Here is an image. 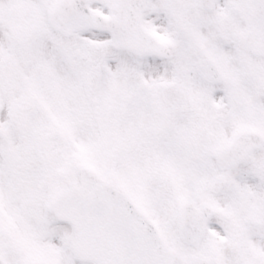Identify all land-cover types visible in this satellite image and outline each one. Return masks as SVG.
Segmentation results:
<instances>
[{
    "label": "rangeland",
    "instance_id": "obj_1",
    "mask_svg": "<svg viewBox=\"0 0 264 264\" xmlns=\"http://www.w3.org/2000/svg\"><path fill=\"white\" fill-rule=\"evenodd\" d=\"M53 2L54 0H0V52L5 51L1 54L4 57L0 58V127L13 119L16 120L18 116V110L14 104L18 100L19 66L22 60H18V51L15 52L13 46L15 43L10 41L19 40L20 37L21 40L35 39L37 43L47 42V38H51V36L40 24L41 17L37 16H41V12L46 13ZM201 13L207 14L204 11ZM31 15L32 18H30ZM209 15L205 18H208ZM109 39L110 35L106 32L85 30L66 38V41L76 42L78 45L89 43L92 47L95 45L105 46L104 50L108 52L104 54L106 62L103 63V70L105 73H148L144 77L148 78L150 82L151 80L157 82L153 88L166 85L172 87L175 84L176 76L182 77L184 114L194 113L189 110V106L194 104L191 100L192 92L189 93L193 88L194 70L192 60L186 58V56H190L188 51L180 52L179 57L174 61L165 62L148 59L136 62L122 57L115 59L119 54L112 49ZM33 52L37 57L35 49ZM123 54L121 53V55ZM36 57L26 63H28V73L34 75L38 80L45 69L46 62L38 61ZM56 65V63L51 64V71H54ZM89 66L90 64L86 63H71L69 73L72 83L75 82L80 72H87ZM101 88L94 98L88 101V106L83 109L84 115L81 114L83 113L81 111L72 113L69 137L64 136L65 130L60 127V123L63 125L67 119L66 111L63 107H57L56 103L53 105L55 113L50 114L49 121L47 120L45 123L46 127H41L40 167L35 159H33L34 163L29 159V157L32 158V150L37 151V148L34 147L36 141L31 133L23 132V126L7 125L6 130L7 134L9 133L11 145L8 144L5 133L3 134L5 139L0 138V153L12 152V157L5 160V167L0 165V210L5 206L19 210L21 213L24 212L21 207L28 209L26 207L27 189L25 184H21V179L24 176L23 183L28 181L29 174L34 169L40 173V190L38 189L33 197L36 202V214L32 215L26 211L24 213V219L29 220L27 224L29 234L25 235L23 239L33 250L32 253L29 252V260L34 264H78L75 230L66 224L57 222L52 210V199L71 181L79 180L76 170L77 163L88 161L97 165L104 176L114 178L118 182L130 180L132 183V179H134L135 187L139 188L130 190V193L147 207L157 223L165 228L172 227L173 231H175V225L171 219L176 215L178 203L184 199L189 198L197 203L209 201L216 205L218 214L209 220L200 249L207 254L216 255L222 264H264V220L255 216L256 221L252 225L244 223L243 219L254 207L255 199H241L235 188L239 183L245 184L244 181L247 180L248 175L239 171L233 172L235 176L232 175L229 187L219 195H213L207 190L208 180L214 175L215 167L211 154L217 151L221 144L215 142L211 143L210 147L200 148L201 145L206 146V144L201 140L191 139L193 130L188 128H193L191 117L189 121L184 119L180 125L183 155L177 158L166 154L162 142L158 143L156 137L159 134L162 135V139L165 137V130L168 127L167 116L169 112L173 113L176 99L179 96L175 93L170 94V92L165 95L163 92L162 96L159 94L162 97L161 101L156 99V91L148 93L150 105H143L141 110L144 111H140L137 107V111L142 114L147 110L151 111L150 122L145 121L150 134L147 137V144L141 148V152L143 151L145 155L141 157L140 154H137V150L133 151L129 147L119 145V147L125 148L123 154L120 155L113 143V115L111 113L113 107L97 106L93 103L95 98H100V93L105 89L104 86ZM215 94L216 100L219 99L220 103L225 101L223 93L217 91ZM216 106L218 105L216 104ZM42 114L44 115V112ZM144 118L148 119V116ZM156 123L162 125L164 129L162 133L160 132L162 127H155ZM194 126H196L193 128L195 132L200 133L201 127L195 117ZM155 132L156 134H154ZM52 144L56 145L53 149H51ZM200 150L202 153L204 150L206 155L199 154ZM122 156H126V158ZM103 165L108 166L109 170L105 169ZM60 168H67L70 170L69 174L57 173ZM16 191H19L18 199L14 196ZM168 218H170L171 226L166 224ZM0 219H5V215L1 211ZM24 219L20 225L25 228ZM173 222L178 225L177 218ZM38 228H40V234L33 240L30 239V234L34 237ZM234 240L241 245L237 257L232 252Z\"/></svg>",
    "mask_w": 264,
    "mask_h": 264
},
{
    "label": "flooded vegetation",
    "instance_id": "obj_2",
    "mask_svg": "<svg viewBox=\"0 0 264 264\" xmlns=\"http://www.w3.org/2000/svg\"><path fill=\"white\" fill-rule=\"evenodd\" d=\"M88 2L91 8L99 14L112 16L113 26L121 32L116 37V41L119 43L128 38V41L133 40L138 44H143L147 41V37L153 38L159 44H166L172 48L175 59L179 57L183 49L185 51L188 48L182 36V28H191L190 30L195 34L197 41L206 53L205 56L199 58L193 53L189 56L194 64L193 88L191 89L194 103L192 110L196 121L203 126L194 139L201 140L209 146L215 142L226 145L241 132H247V140L257 139L259 146L252 149L244 160L232 167L254 176L252 180H256L257 183H252L248 187L249 190L255 191L257 204L251 213L257 215L258 218H264V56L254 54L249 48V41L242 36L245 24L237 11V0H205L204 2L200 0H88ZM201 11L207 14L201 13ZM207 15L209 17L205 18ZM45 25L52 29V33L56 32L60 35L51 34V38L42 44H36L31 40L18 42L16 51H18V60H22L19 66L18 100L14 104L18 110V116L16 120L13 119L8 123H17L23 126V132L31 133V136L34 137L36 141L34 147L37 148V151L33 148L35 151L32 150V158L29 157V159L33 163V159H35L38 167H40L41 159L39 151L41 127L45 128L50 114L55 113L53 105L56 103L57 107L65 109L67 119L63 125L60 123V127L65 130L64 136L69 137L72 113H75L74 111L84 112L83 109H86L89 99L93 97L88 94L85 87L86 78L83 77L82 72L72 83L66 64L72 61V55L78 48L84 51L86 56L84 58L75 56L74 59L84 63L103 65L106 62L104 54L108 53L104 50L105 46L103 45H96L93 48L88 43L78 47L77 43L66 41V38L70 36L55 30L48 23ZM126 31L129 33L125 34ZM61 38L63 40H60ZM143 38L146 40L144 41ZM34 49L38 54L37 57L34 55ZM112 49L119 54L115 59L122 57L136 62L147 59L157 62L167 61L155 54L140 58L132 50L118 49L113 46ZM2 53L5 51L0 52V58L4 57L1 55ZM121 53L124 54L121 55ZM206 56L211 57L224 72L225 80L223 82H209L201 77L198 64ZM35 57L38 61L46 62L45 69L38 80L34 75L28 73L29 69L24 64ZM53 63H56L58 68L55 67L54 71H51ZM145 75L148 73H105L103 70L97 92L103 86L105 89L100 93V98H97V106L113 107L111 109L113 115L112 135L118 154H123L125 148L119 147V145H123L133 151L137 150V154L142 157L145 153L141 152V148L147 144V137L150 134L145 121L150 122L151 111L147 110L142 114L140 111L144 110H141V107L145 104L150 105L148 96L153 90L156 91V99L161 101L163 92L165 95L169 92L170 94L175 93L179 97L176 99L173 113L169 112L168 116L166 115L168 127L165 130V137L162 139V135L159 134L156 139L159 144L162 142L165 150L168 149L171 155L178 158L182 154L181 145L183 142L180 137V125L184 122L185 108L182 103L183 78L177 75L173 87L168 88L166 85L153 88L157 82L155 80L150 82L148 78L144 77ZM217 91L225 93L224 102L220 103L218 99L216 100L215 92L217 93ZM137 107L140 111H137ZM146 116L148 119L144 118ZM157 126L162 127L156 123L155 127ZM6 127L0 128L1 138L4 139V133L8 139ZM163 130L162 127L160 132L162 133ZM55 147V144L51 145V149ZM11 153L9 151L0 153V165L5 167V160L12 157ZM211 156L216 159L215 151ZM122 157L126 158V156ZM103 167L109 170L108 166L103 165ZM215 171L218 172L217 174L222 172L219 169ZM69 172L70 170L67 168L57 170V173L63 175H67ZM223 172L228 174L229 170ZM39 176L40 173L34 169L29 174L28 181L25 180L26 182L23 183L24 176L21 179V184H25L27 189L26 207L28 209L21 207V210H24L23 213L6 206L0 210L5 215V219H0V257L6 264H34L29 260V252L32 253L33 250L23 239L25 235L29 234L27 228L29 220L24 219V213L26 211L32 215L36 214V202L33 197L40 188ZM111 180L121 191L128 193L133 198L135 205L151 218L152 214L147 207L130 194V190L138 188L134 185V179H132V183L130 180L120 182L114 178ZM18 193L19 191H16L14 195L17 199ZM176 218L175 215L171 219L175 225V231L172 227L165 228L161 224L158 225L165 242L171 249L185 256L199 253L193 244L179 238V232L175 233L179 228V223L177 225L176 222H173V220L176 221ZM23 219L25 228L20 225L23 223ZM168 219L166 224L171 226L170 218ZM38 231L34 235L38 234ZM29 238L32 239L33 235L30 234ZM27 241H29L28 238ZM144 259L151 260V257L145 256ZM82 263L94 264L91 261H82Z\"/></svg>",
    "mask_w": 264,
    "mask_h": 264
},
{
    "label": "water",
    "instance_id": "obj_3",
    "mask_svg": "<svg viewBox=\"0 0 264 264\" xmlns=\"http://www.w3.org/2000/svg\"><path fill=\"white\" fill-rule=\"evenodd\" d=\"M239 10L247 20L249 26L247 34H250L253 40L254 50L264 53V0H240ZM50 21L57 29H64L66 33L88 27L104 28L114 32L113 20L92 12L87 7L86 0H59L50 11ZM185 38L194 50L198 49L192 36L185 33ZM132 47L139 53L146 52L140 51L142 48L139 44H133ZM150 48L170 56L169 49L165 46ZM98 78L99 68L92 67L88 74V85L91 89L96 88ZM241 145L239 139H236L230 147L222 151L223 157L234 156L242 149ZM244 153L243 149L242 154ZM78 169L82 184L72 183L69 189L60 193L54 199V209L59 219L69 221L75 226L78 233L77 249L81 258H90L100 264H129V254L124 253L121 249H124L122 247L128 248V242H136L142 243L143 248H148L147 254L162 256L163 264H219L214 257L207 258L198 255L184 259L169 251L163 244L155 225L141 214H138L134 220L130 218V215L126 218H124L125 216L118 218V210L126 207L134 209L131 203H124L130 199L115 186L97 176L94 170L84 165H79ZM218 184L219 178L210 182L211 188L214 190ZM192 207L190 202L184 203L181 207L182 234L196 232V237H199L203 231L205 220L213 212V209L207 204H203L199 210L193 212ZM112 210L115 211L112 213ZM110 212V218L106 217ZM107 224L111 227L108 234L97 229V227ZM122 239L125 244L120 246L118 241Z\"/></svg>",
    "mask_w": 264,
    "mask_h": 264
}]
</instances>
